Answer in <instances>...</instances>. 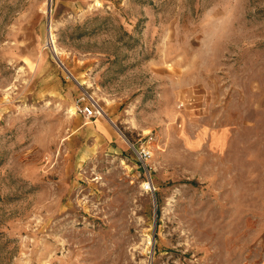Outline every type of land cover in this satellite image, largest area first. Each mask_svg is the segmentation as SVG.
I'll return each instance as SVG.
<instances>
[{"label": "rangeland", "instance_id": "rangeland-1", "mask_svg": "<svg viewBox=\"0 0 264 264\" xmlns=\"http://www.w3.org/2000/svg\"><path fill=\"white\" fill-rule=\"evenodd\" d=\"M0 264H264V0H0Z\"/></svg>", "mask_w": 264, "mask_h": 264}, {"label": "built area", "instance_id": "built-area-1", "mask_svg": "<svg viewBox=\"0 0 264 264\" xmlns=\"http://www.w3.org/2000/svg\"><path fill=\"white\" fill-rule=\"evenodd\" d=\"M74 111L76 114L81 115L83 118L89 120L94 119L103 114L100 106L94 102L89 101L84 95L79 97L74 104ZM138 160L143 163L150 159L151 151L149 147H140L136 150ZM142 188L145 192H151V184L149 181L143 183Z\"/></svg>", "mask_w": 264, "mask_h": 264}, {"label": "bare ground", "instance_id": "bare-ground-1", "mask_svg": "<svg viewBox=\"0 0 264 264\" xmlns=\"http://www.w3.org/2000/svg\"><path fill=\"white\" fill-rule=\"evenodd\" d=\"M49 37H50L51 43L53 44V41H52V36H51V34L49 35ZM53 51L55 52V55H56V50H55V48H54V47H53ZM101 116H102V117H104V116H105V114L103 113Z\"/></svg>", "mask_w": 264, "mask_h": 264}]
</instances>
